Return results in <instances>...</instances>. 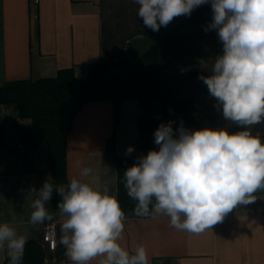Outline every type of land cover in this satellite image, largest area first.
I'll return each mask as SVG.
<instances>
[{
    "label": "crops",
    "instance_id": "obj_1",
    "mask_svg": "<svg viewBox=\"0 0 264 264\" xmlns=\"http://www.w3.org/2000/svg\"><path fill=\"white\" fill-rule=\"evenodd\" d=\"M0 0V89L6 83L56 77L62 69H72L81 79L88 76L96 63L127 61L130 49L143 52L152 45V30L137 16L134 0ZM211 5L194 9L190 16L174 18L159 32V65L170 76L186 72L212 74L215 57L222 45L214 30L204 28L212 20ZM120 121L115 126L112 101H95L85 105L73 123L67 144V179L79 177L81 168H90L82 178L95 188L109 187L117 198L116 158L108 151V140L115 135L119 158H127L126 149L139 138V122L144 103L137 99L121 102ZM147 113L164 123L172 121L173 129L181 124L191 130L225 127L229 132L244 130L225 121L222 111L209 94L198 98L195 111L164 117L161 101L152 99ZM5 126V144L0 147V224L8 223L27 242L43 245L44 264H71L65 248L59 243L65 217L54 213L58 236L52 251L43 244L47 223L33 226L30 214L36 193L51 175L48 146L38 149L25 146L22 135L31 128L30 119L20 117L16 104L1 107ZM264 143V122L251 128ZM52 183V180L50 181ZM247 206H238L222 223L202 233L178 231L165 215L127 217L122 245L130 251L144 245L149 264H264V191ZM6 251L0 250V264ZM98 264V261H93Z\"/></svg>",
    "mask_w": 264,
    "mask_h": 264
},
{
    "label": "clouds",
    "instance_id": "obj_2",
    "mask_svg": "<svg viewBox=\"0 0 264 264\" xmlns=\"http://www.w3.org/2000/svg\"><path fill=\"white\" fill-rule=\"evenodd\" d=\"M137 16L154 32L174 18L190 16L197 7L211 5L212 20L204 28L214 30L222 45L211 75H201L208 94L215 99L225 121L244 130L223 128L191 130L172 121L154 131L158 150L137 157L124 171V188L136 202L134 214L165 215L178 231L202 233L238 206L256 201L264 191V143L252 126L264 122V0H134ZM134 147L126 149L131 155ZM90 168L67 185H54L51 175L33 200V226L53 220L49 211L53 190L65 217L59 243L71 264H149L144 245L131 251L124 247L125 212L107 184L95 188L82 178ZM151 206V210H150ZM27 237L8 223L0 224V250L10 264H21Z\"/></svg>",
    "mask_w": 264,
    "mask_h": 264
},
{
    "label": "trees",
    "instance_id": "obj_3",
    "mask_svg": "<svg viewBox=\"0 0 264 264\" xmlns=\"http://www.w3.org/2000/svg\"><path fill=\"white\" fill-rule=\"evenodd\" d=\"M152 32L155 35L154 42L143 52L130 49L127 61L96 63L89 68L85 79L78 78L72 69H62L53 78L6 83L0 89V147L6 140L1 107L16 104L20 117L32 122L31 128L22 135L23 144L36 150L42 142L46 143L52 184L67 185L68 137L82 108L95 101H112L117 126L121 102L125 99L141 101L144 103V115L138 125L139 138L133 143L132 155L127 158L117 157L115 135L108 140L107 145L108 151L116 158L117 199L126 218L137 217L134 214L136 202L128 197L124 188V171L136 162L137 157L147 155L149 150H158L153 133L164 123L148 115V102L159 99L163 116L166 117L175 113H193L196 100L208 95L207 86L198 79L201 75L207 76L206 73L186 72L173 77L161 70L159 32ZM60 199L59 194L53 190L54 208H57ZM44 263L43 245L36 240L27 242L21 264ZM3 264H10L7 254Z\"/></svg>",
    "mask_w": 264,
    "mask_h": 264
},
{
    "label": "built area",
    "instance_id": "obj_4",
    "mask_svg": "<svg viewBox=\"0 0 264 264\" xmlns=\"http://www.w3.org/2000/svg\"><path fill=\"white\" fill-rule=\"evenodd\" d=\"M36 3H38V0L36 1ZM42 242L52 251L57 248L58 236L56 223L50 222L45 225Z\"/></svg>",
    "mask_w": 264,
    "mask_h": 264
}]
</instances>
